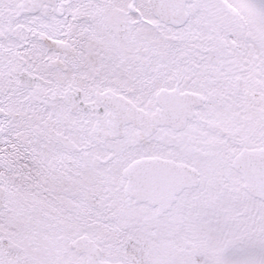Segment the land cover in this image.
Segmentation results:
<instances>
[{
    "label": "snow or ice",
    "instance_id": "snow-or-ice-1",
    "mask_svg": "<svg viewBox=\"0 0 264 264\" xmlns=\"http://www.w3.org/2000/svg\"><path fill=\"white\" fill-rule=\"evenodd\" d=\"M0 264H264V0H0Z\"/></svg>",
    "mask_w": 264,
    "mask_h": 264
}]
</instances>
